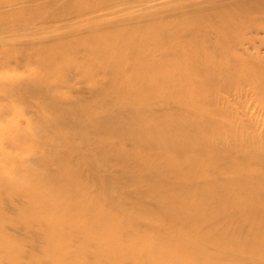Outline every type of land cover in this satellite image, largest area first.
<instances>
[{
    "label": "bare ground",
    "instance_id": "6f19581e",
    "mask_svg": "<svg viewBox=\"0 0 264 264\" xmlns=\"http://www.w3.org/2000/svg\"><path fill=\"white\" fill-rule=\"evenodd\" d=\"M201 14L169 24L174 49L169 55L162 53L164 45L155 34L147 35V26L116 35L99 33L62 50L58 46L53 53L36 54L42 72L62 69L67 74L76 67L95 82L102 70L112 81L100 89L98 100L66 110L46 103L44 114L52 112L57 123L49 126L40 115L20 135L35 142V148L51 149L49 160L58 163L54 172L40 164L21 170L0 164V264H25L21 240L32 237L45 262L55 257L50 264H244L248 258L249 264H264V176L235 159L220 170V145L236 131L231 124L215 127L211 122L221 112L213 107L216 96L239 80L264 97V67L248 66L235 51L249 22L237 23L240 15L230 11ZM185 33L192 43L183 40ZM129 44L135 52L131 59L124 51ZM34 77V93L40 96V85L47 80ZM171 97L183 113L149 112L151 99L166 102ZM109 103L115 110L112 121L104 124L100 116ZM72 124L83 125L76 136ZM113 135L122 141L130 135L132 152L113 145ZM256 140L233 147L264 160ZM87 146L91 152L76 160ZM43 156L36 162L48 158ZM99 159L122 164L123 176L154 198L156 209L119 195L114 176L98 175L103 166ZM85 165L97 185L83 177ZM128 206L135 208L132 213ZM146 219L153 221L147 224ZM42 257L28 264H44ZM226 257L234 259L227 262Z\"/></svg>",
    "mask_w": 264,
    "mask_h": 264
},
{
    "label": "rangeland",
    "instance_id": "374dc122",
    "mask_svg": "<svg viewBox=\"0 0 264 264\" xmlns=\"http://www.w3.org/2000/svg\"><path fill=\"white\" fill-rule=\"evenodd\" d=\"M225 11L240 15L236 18L237 23L247 21L250 25L243 30L240 43L236 46L238 58L248 66L259 65V68H263L264 0H0V109H3L0 115V164L6 169L17 170L40 164L46 166L43 168L47 172H54L58 163L49 160L51 149L48 152V149L35 148V142L20 135L27 131L30 122L37 123L40 115L49 126L57 123L52 112L44 114L46 103L51 109L66 110L74 104L81 105L93 99L98 100L100 89L112 81L110 78L112 76L102 70H98L95 82L87 80L76 67L67 74L62 69L61 72H42L36 56L38 52L53 53L55 52L53 48L60 46L57 50H62L67 44L90 39L99 33L116 35L122 30L135 31L147 26L149 29L147 35L155 34L164 45L162 53L169 55L174 50L170 47L172 37L169 24L184 22L197 14L202 15L201 13ZM163 24L165 26H162ZM153 27L159 29L153 30ZM182 38L184 41H190L191 35L185 33ZM210 39H216L214 34H210ZM130 45L133 44L125 46L124 51L131 59L135 52L132 47H128ZM80 59L79 56L75 57V64L79 65ZM36 75L47 80L40 85L42 90L40 96L34 93ZM159 81L162 82L163 77H160ZM239 81L237 86L220 91L216 96L219 100L216 106H213L215 110L221 111L216 118L211 119L214 126L231 124L236 131L232 138L227 137L228 140L220 145L224 158L221 159L219 168L223 171L227 160L235 159L246 170H256L264 176L262 157H254L242 147H233L235 144L249 145L250 141L257 138L256 145L264 151V97L252 85ZM175 100H177L175 97L169 98L166 102L151 99L148 110L155 115L164 111L172 114L183 113L184 108ZM40 103H43L44 107H41ZM104 109L102 112L104 115L100 118L104 124H109L112 121L110 112L114 111L115 107L109 103ZM222 113L230 119L223 118ZM72 125H74L71 128L72 134L76 136L81 132L83 125ZM129 136L122 141L119 136L113 135L111 142L121 150L131 153L135 141ZM46 140L49 138L46 137ZM89 148L82 147L75 159L78 160L84 152H91ZM148 154L152 155V151L150 150ZM40 155L48 158L36 162ZM99 162L103 163V166L98 175L101 174L105 179L114 176L113 182L119 187L117 190L119 195L130 199L129 203L137 200L142 202L143 207L152 210L155 208L154 198L139 192L140 189L132 185L131 177L128 179L123 176L122 164H109L105 159H99ZM179 164L185 165L182 160H179ZM81 168L83 177L94 180L97 185L95 174L89 173L86 165ZM217 178L224 181L225 176L218 175ZM17 179L20 182L24 181L23 177L17 176ZM146 180L153 181L152 178ZM146 180L144 184L148 183ZM158 198L162 199L163 196L160 195ZM127 209L132 213L135 208L128 206ZM17 220L23 221L20 218ZM145 221L148 224L153 220ZM202 226L201 228H204L206 224ZM8 231L19 236L14 231ZM26 240L22 238L21 242L27 253L25 264H28L31 258L38 255L42 257V254L36 248L38 242L36 237H32L31 241ZM51 258L55 257L48 256L45 262L42 257L43 263L50 264L48 261ZM232 259L234 257H226L227 262ZM261 259L264 260L263 257ZM247 261L244 264H249V258Z\"/></svg>",
    "mask_w": 264,
    "mask_h": 264
}]
</instances>
